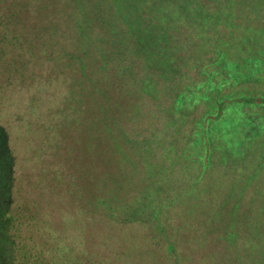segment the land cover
<instances>
[{
	"label": "rangeland",
	"instance_id": "1",
	"mask_svg": "<svg viewBox=\"0 0 264 264\" xmlns=\"http://www.w3.org/2000/svg\"><path fill=\"white\" fill-rule=\"evenodd\" d=\"M57 5L63 14L55 20L63 25L52 36L60 40L52 42L55 56L156 54L171 65L160 76L135 68L144 86L151 82L149 91L118 95L130 112L97 131L75 110L42 116L25 89L2 84L0 71V124L13 159L15 204L26 198L32 209L16 230V264H264V101L229 99L264 94V0ZM80 18L92 25L89 32ZM218 40L226 41V53L207 57ZM207 60L213 63L201 69ZM207 73L220 85L203 87ZM190 91L227 94L205 131L212 96L194 99Z\"/></svg>",
	"mask_w": 264,
	"mask_h": 264
},
{
	"label": "trees",
	"instance_id": "2",
	"mask_svg": "<svg viewBox=\"0 0 264 264\" xmlns=\"http://www.w3.org/2000/svg\"><path fill=\"white\" fill-rule=\"evenodd\" d=\"M57 2L59 0H0V58H2L0 60H5V65L0 68L4 75L2 84L12 83L25 89L28 99L37 107L42 116L50 111L52 116L59 114L61 117L63 114L75 110L90 126L83 122L88 130L97 131L99 128L96 125L100 127V124L106 123V119L111 124L110 117L130 112L131 106L123 105L118 95L131 91L133 96H143L146 95L143 89L146 92L149 91L150 87L147 86L149 84L151 86V82L144 86V82H140L139 77H135L133 74L135 68L138 69V73L146 70L150 74L153 71V74L160 76L162 69L171 65L170 59L156 54L145 57L132 55L128 52L113 51H105L107 53L100 55H73L64 52L65 54L61 53L55 56L52 42L57 44L60 43V40L56 42L52 36L57 26L62 24H58L55 19H61L63 14L60 11L62 7L58 6ZM39 17L40 19L42 17L43 20H40ZM64 17L63 20H65ZM82 20L83 18L80 20V25L83 30L89 32L88 29L92 25H85ZM72 25L70 29L76 25V30L81 31V26L77 21L72 22ZM64 35L71 36L68 32H65ZM61 40L67 41L68 39ZM109 41L111 45V40ZM123 41L118 40L116 45L126 48ZM218 41L213 44V50L205 51L206 56L212 53L207 57L211 56L217 60L226 53L224 48L226 41ZM74 43L77 44L75 48L84 46L79 41H74ZM208 43L211 48L212 40ZM87 47L93 48L95 45L88 44ZM8 52L10 56H6ZM178 60L179 58H174V61ZM184 62L188 65L190 61ZM144 63L147 65L146 68H144ZM212 63L213 60H207L202 62L199 67L202 69ZM98 64L100 70L97 69ZM203 72H207L206 69H203ZM211 82L210 73H207V78L202 86L220 85L219 82L215 84ZM197 86L200 87V85ZM189 93L190 97L194 99L198 96H212L204 91L201 93L190 91ZM196 94L198 95L193 96ZM231 95L232 97L229 99H240L239 101L242 102L240 104L244 105L264 101V94L240 92V94ZM225 96L227 94L218 95L214 92L211 100L213 109L204 113L201 130L205 131L208 121L216 120L222 106L221 98L224 97V100L228 98ZM176 98L174 104L177 106ZM229 99L226 101L230 102ZM59 101L62 104L61 108L56 106ZM135 104L137 102L133 105ZM110 144L112 147L113 144ZM13 171V159L8 149V137L0 124V264H16L15 255L18 245L16 230L20 228L19 225L28 224V218L31 216L30 214L25 215L27 208L32 211L26 198H23L18 206L15 204L17 199L15 200ZM34 203L38 202L34 201ZM22 216L23 220L20 221Z\"/></svg>",
	"mask_w": 264,
	"mask_h": 264
}]
</instances>
